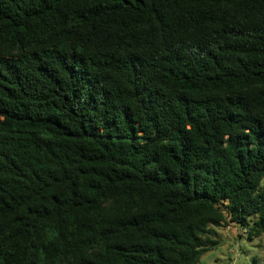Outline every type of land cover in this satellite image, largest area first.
I'll return each mask as SVG.
<instances>
[{
    "label": "trees",
    "instance_id": "16d2710c",
    "mask_svg": "<svg viewBox=\"0 0 264 264\" xmlns=\"http://www.w3.org/2000/svg\"><path fill=\"white\" fill-rule=\"evenodd\" d=\"M264 233V0H0V264H200Z\"/></svg>",
    "mask_w": 264,
    "mask_h": 264
},
{
    "label": "rangeland",
    "instance_id": "374dc122",
    "mask_svg": "<svg viewBox=\"0 0 264 264\" xmlns=\"http://www.w3.org/2000/svg\"><path fill=\"white\" fill-rule=\"evenodd\" d=\"M219 244L204 254L200 264H264V233L248 241L236 225L216 228Z\"/></svg>",
    "mask_w": 264,
    "mask_h": 264
}]
</instances>
